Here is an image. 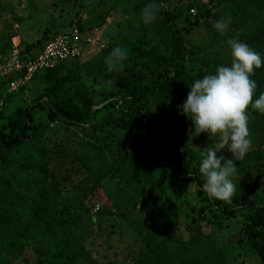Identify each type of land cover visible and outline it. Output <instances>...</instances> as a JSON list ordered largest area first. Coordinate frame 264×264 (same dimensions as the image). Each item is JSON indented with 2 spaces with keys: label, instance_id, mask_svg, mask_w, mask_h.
<instances>
[{
  "label": "trees",
  "instance_id": "trees-1",
  "mask_svg": "<svg viewBox=\"0 0 264 264\" xmlns=\"http://www.w3.org/2000/svg\"><path fill=\"white\" fill-rule=\"evenodd\" d=\"M149 2L134 0L137 16ZM155 2L161 7L153 23L146 25L140 17L118 44L104 48L83 69H68L46 84L22 122L0 129V264H123L114 255L93 260L86 248L89 231L100 226L104 213L102 208L90 211L101 202L102 179L112 173L129 197L143 195L145 189L157 191L153 210L158 228L153 235L134 228L142 244L131 264H198L206 250L215 251L212 230L236 214L241 216L236 247L243 244L264 264V114L248 109L251 148L234 161L231 203L209 198L198 187L184 225L186 237L178 230L179 207L188 183H204L199 172L203 150L185 156L153 121L162 109L176 124L193 128L179 106L196 79L214 74L217 66H230V38L238 36L264 57V0ZM190 8L196 10L192 16ZM221 17L230 19L223 34L209 25ZM199 23L207 25V43L186 45L183 31ZM36 42L41 44L34 52L33 43L23 46L31 56L44 43ZM117 46L127 48L128 57L122 70L108 72L104 58ZM252 79L255 99L264 92V66ZM34 106L45 114L37 122L32 120ZM55 124L79 134L56 132ZM217 155L232 158L227 150ZM163 174L175 186L161 188ZM130 213L120 209L110 223L104 237L108 247L113 234L129 228ZM202 222L210 225L202 229Z\"/></svg>",
  "mask_w": 264,
  "mask_h": 264
},
{
  "label": "rangeland",
  "instance_id": "rangeland-1",
  "mask_svg": "<svg viewBox=\"0 0 264 264\" xmlns=\"http://www.w3.org/2000/svg\"><path fill=\"white\" fill-rule=\"evenodd\" d=\"M171 1L174 5H184L189 0ZM133 3L134 0H0V56L8 50L10 38L13 35L19 36L22 46L33 43L32 51L34 52L41 44L36 42L37 39L43 43L67 29L71 23L80 25L81 47V55L74 60L67 61L66 66L62 65L51 71H40L16 91L7 92L5 83L0 81V129L6 130L12 125L22 122L25 118L26 108L29 105L31 107L34 105V99L40 95L43 87L58 75L68 69H83L87 61L93 59L92 57L107 46L118 44L122 37L134 29L140 21V17L137 16L139 8ZM190 9H188V15L192 16L196 10ZM100 13L104 16L103 18L100 17ZM214 24L209 23V25ZM206 26V24L199 23L193 25L189 32L183 31L184 43L186 45H205L208 38ZM206 49H214V46H207ZM44 116L43 109H39L37 106L32 108L33 122L43 119ZM153 121L166 134L170 143L173 142L179 147L185 156L195 155L210 143L214 146L219 142V136H208L206 133L198 134L195 133L194 127L176 124L162 109L154 114ZM55 127L57 128L56 132L79 134L75 128H66L59 124H55ZM44 135L49 138V129L45 131ZM46 145L49 146V141L46 142ZM260 148L264 150L263 145ZM166 176L163 174L159 178L161 188L175 186L168 183ZM198 187L203 189V184L199 186L195 183L187 184L185 200L179 207L178 230L183 237L187 236L188 231L184 230V225L188 224L192 214L190 206L194 204L195 192ZM99 193L102 195L101 202L90 213L95 214L100 208L104 213L100 226H93L89 231L86 248L90 249L93 260L103 259L104 257L101 255L108 257L114 255L113 257L118 262L131 264L133 254L142 244L138 237V231L135 229H141V231L144 230L153 235L158 228L153 210L157 191L145 189L143 195L129 197L131 193L112 173L102 179ZM171 199L174 200L172 197ZM132 202L135 203L133 209ZM116 203L119 206L116 207ZM120 209L127 214L132 209L130 217L127 219L130 226L128 229L122 227L120 231L113 234L115 236L110 239V247H108L104 237L111 229L110 223L119 217ZM240 221V214L220 221V224L211 232L215 251L208 253L206 250L205 257L203 256L198 264H259L257 257L249 252L243 244L239 245V249L236 247V241L240 238L238 232ZM202 223V229L210 225Z\"/></svg>",
  "mask_w": 264,
  "mask_h": 264
},
{
  "label": "clouds",
  "instance_id": "clouds-1",
  "mask_svg": "<svg viewBox=\"0 0 264 264\" xmlns=\"http://www.w3.org/2000/svg\"><path fill=\"white\" fill-rule=\"evenodd\" d=\"M160 7L155 0L146 3L140 10L142 22L153 23ZM229 24L230 19L221 17L213 27L223 34ZM227 43L231 51L230 66H217L214 74L196 79L179 107L192 121L195 133L219 136L215 147L203 149L199 172L204 179L203 191L209 198L231 203L236 192L232 179L237 170L234 161L243 159L251 148L248 109L264 114V92L254 99L257 83L252 79L255 70L264 66V57L238 36ZM128 53L127 48H113L104 58L108 72L122 70ZM225 149L231 153V159L217 155Z\"/></svg>",
  "mask_w": 264,
  "mask_h": 264
},
{
  "label": "built area",
  "instance_id": "built-area-1",
  "mask_svg": "<svg viewBox=\"0 0 264 264\" xmlns=\"http://www.w3.org/2000/svg\"><path fill=\"white\" fill-rule=\"evenodd\" d=\"M80 55V33L74 23L45 41L32 56L24 50L17 37H11L8 50L0 56V79L6 81L7 92L16 91L34 74L48 71L61 61Z\"/></svg>",
  "mask_w": 264,
  "mask_h": 264
},
{
  "label": "crops",
  "instance_id": "crops-1",
  "mask_svg": "<svg viewBox=\"0 0 264 264\" xmlns=\"http://www.w3.org/2000/svg\"><path fill=\"white\" fill-rule=\"evenodd\" d=\"M107 18V17H106ZM12 37H17L19 40H20V38H19V36L18 35H13Z\"/></svg>",
  "mask_w": 264,
  "mask_h": 264
}]
</instances>
